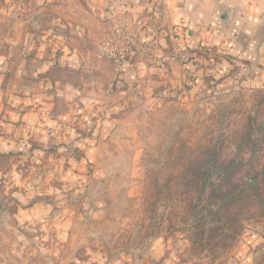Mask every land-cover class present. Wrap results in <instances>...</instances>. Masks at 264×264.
Listing matches in <instances>:
<instances>
[{"label":"rangeland","instance_id":"obj_1","mask_svg":"<svg viewBox=\"0 0 264 264\" xmlns=\"http://www.w3.org/2000/svg\"><path fill=\"white\" fill-rule=\"evenodd\" d=\"M3 5L0 264H264V216L236 223L225 204L218 219L212 183L199 176L239 152L252 115L264 125V60L233 41L183 48L175 32L140 35L134 24L152 53L110 59L101 46L128 39L113 17H88L82 0L50 5L30 32L48 43L25 50L2 42L18 37L20 22ZM63 36L73 49L60 47ZM71 50L80 63L70 65ZM34 51L55 62L33 78L20 73L34 64L19 55ZM133 59L146 62L154 86L124 80L117 64ZM61 79L105 94L83 96Z\"/></svg>","mask_w":264,"mask_h":264},{"label":"crops","instance_id":"obj_2","mask_svg":"<svg viewBox=\"0 0 264 264\" xmlns=\"http://www.w3.org/2000/svg\"><path fill=\"white\" fill-rule=\"evenodd\" d=\"M2 1H4V12L11 16L17 15L19 16L18 20L20 19L18 27H15L18 37L14 41L13 38L7 37L2 42H6L7 45L11 44V47L17 46L26 50V48H37L40 45L41 47L45 45V39L30 38L32 27L36 26L35 29L40 27L37 24L42 20V17H45L46 11H51L50 5L53 6L55 3L67 0H34L24 11L18 5L19 0ZM82 1L84 2L86 15L88 17H97L99 22L104 21L106 17L109 18L120 13H126L134 25L140 29V35L148 36L155 27L164 28L171 34L176 33L179 41L178 45L183 48L211 45L213 49L219 50L225 47L222 41H226L229 44L234 42L236 45H242L250 52H254L255 56L258 57V62H263L264 60V0ZM67 10L68 16L71 17L73 11H71L70 7ZM52 11L55 12V9ZM53 16H56L55 20L62 18L54 14ZM31 20H33V24H36L35 22L37 24L32 26ZM53 23H57V21H53ZM62 40L60 47L72 48V45L66 41L64 36ZM53 44L59 45V43ZM51 46L53 45L51 44ZM67 54L69 52L66 53L65 57L70 59V65L72 63L74 65L80 63L78 59L80 52L71 50L70 56ZM19 56H21L20 60L23 61L22 64L27 61L34 64L31 71L27 67L23 68L22 66L19 69L20 73H24V75L29 73L30 77L33 78L48 68V64L55 62L52 60V56H50L49 60H46L47 57L41 56L40 53H35V51L29 58L22 55ZM181 64L180 62L171 63L174 67L170 75L171 80H178L182 76L183 69ZM146 65V62L138 59L124 60L117 64V69L121 68V74L125 81L133 80L135 83H139L138 88L142 83L146 82L148 86H154L152 85L151 77L145 71ZM117 74H120L119 70ZM59 81L62 82L63 80ZM62 83H65L68 88H71V85L77 86L75 82L66 80ZM79 87L77 86V92L80 91L86 97L91 94L99 99L105 94L104 92H99L98 89L85 93L87 89ZM115 108L117 109L118 107ZM108 121L110 122V120Z\"/></svg>","mask_w":264,"mask_h":264},{"label":"trees","instance_id":"obj_3","mask_svg":"<svg viewBox=\"0 0 264 264\" xmlns=\"http://www.w3.org/2000/svg\"><path fill=\"white\" fill-rule=\"evenodd\" d=\"M250 119L239 137V152L224 159L215 157L212 163L207 161L211 164L202 166L205 171L199 173L204 186L212 183L217 210L213 213L211 209L210 214L219 216L227 204L236 223L240 215L249 219L264 216V125H258L253 115ZM249 149V157L242 154ZM202 206L206 210V205ZM200 212L207 217L205 211Z\"/></svg>","mask_w":264,"mask_h":264},{"label":"built area","instance_id":"obj_4","mask_svg":"<svg viewBox=\"0 0 264 264\" xmlns=\"http://www.w3.org/2000/svg\"><path fill=\"white\" fill-rule=\"evenodd\" d=\"M34 0H19L18 5L20 9L23 11L29 7L30 3ZM113 26L115 30L117 31L118 35H123L128 39V42L126 44H123L118 49H115L113 47H109V45H102L100 48V52L103 55H106L110 59H119L122 57V55H126L128 53L129 49H133L134 52H138L139 50H145L148 53H152L153 51V45L140 41L139 39V33L138 35L136 33H133L131 30L132 25L134 24L133 21L128 17L126 13H120L112 18ZM140 32V31H139ZM158 64H162L161 61H157Z\"/></svg>","mask_w":264,"mask_h":264}]
</instances>
